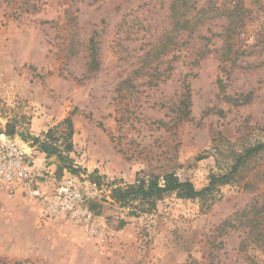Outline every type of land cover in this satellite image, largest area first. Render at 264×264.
Segmentation results:
<instances>
[{
	"label": "rangeland",
	"instance_id": "374dc122",
	"mask_svg": "<svg viewBox=\"0 0 264 264\" xmlns=\"http://www.w3.org/2000/svg\"><path fill=\"white\" fill-rule=\"evenodd\" d=\"M70 115L79 171L52 156L49 185L94 174L106 230L0 192V264H264V149L210 195L137 215L111 198L138 174L201 189L264 143V0H0V130L36 158Z\"/></svg>",
	"mask_w": 264,
	"mask_h": 264
},
{
	"label": "built area",
	"instance_id": "2783aa9c",
	"mask_svg": "<svg viewBox=\"0 0 264 264\" xmlns=\"http://www.w3.org/2000/svg\"><path fill=\"white\" fill-rule=\"evenodd\" d=\"M46 170L37 164L20 136L0 130V192L8 198L29 200L44 220L67 219L84 226L92 236L106 230V223L88 205L101 195L102 188L89 177L67 172L57 187L45 191L40 180L48 181Z\"/></svg>",
	"mask_w": 264,
	"mask_h": 264
},
{
	"label": "trees",
	"instance_id": "16d2710c",
	"mask_svg": "<svg viewBox=\"0 0 264 264\" xmlns=\"http://www.w3.org/2000/svg\"><path fill=\"white\" fill-rule=\"evenodd\" d=\"M179 2V0H177ZM174 2L172 15L177 24L183 26L180 17L184 14L179 6ZM239 7L237 11L242 10ZM242 15V13H240ZM95 61V60H93ZM13 133L12 130L7 131ZM75 133L72 116L66 117L61 123L51 127L46 133L45 138L34 136L33 143L37 144L40 150L46 153L48 158L56 156L61 165L60 171L64 168L70 172H78L74 167L73 159L69 155L74 150L73 136ZM27 139V137H23ZM61 141V142H60ZM264 149V143L257 144L248 148L243 154L237 156L231 168L222 174H212L208 185L197 189L190 179L182 180L175 172H165L162 175L138 176L133 183L125 185H115L111 188V198L122 207H131L130 215H137L139 212H151L156 209L157 201L165 194L175 193L180 198L194 199L205 195H210L220 185L228 184L237 174L239 167L245 160ZM91 177L94 181L100 182L99 178ZM90 209L96 214L101 213V204L98 200L88 202ZM121 226L125 224L124 220L120 222Z\"/></svg>",
	"mask_w": 264,
	"mask_h": 264
},
{
	"label": "crops",
	"instance_id": "0c3cea01",
	"mask_svg": "<svg viewBox=\"0 0 264 264\" xmlns=\"http://www.w3.org/2000/svg\"><path fill=\"white\" fill-rule=\"evenodd\" d=\"M35 152L38 153V157H36V158L34 157L36 162H37V164L44 166L47 169L46 171H50V170L52 171V169H54L53 166H55V163L49 164L48 166H45L44 163H43L45 160L49 161L52 158L51 157L48 158L46 156V153H44V152H41V151H38V150H36ZM47 178H48V176H47ZM40 182H41V188L43 190H45V191H49V190L51 191L52 190V188H50L49 181H43L41 179Z\"/></svg>",
	"mask_w": 264,
	"mask_h": 264
}]
</instances>
